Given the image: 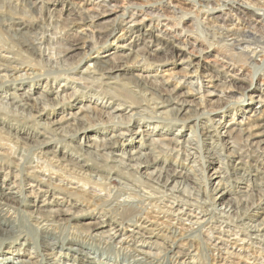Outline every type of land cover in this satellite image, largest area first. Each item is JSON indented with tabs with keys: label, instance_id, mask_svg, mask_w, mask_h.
Segmentation results:
<instances>
[{
	"label": "bare ground",
	"instance_id": "6f19581e",
	"mask_svg": "<svg viewBox=\"0 0 264 264\" xmlns=\"http://www.w3.org/2000/svg\"><path fill=\"white\" fill-rule=\"evenodd\" d=\"M58 1L0 0V50L11 55V58L0 55V60L6 63L0 62V89L5 93H0V150L4 144L15 149L19 143L26 142L23 144L33 152L30 158L32 162L24 160L26 163H23L21 159L17 162L7 161L18 172L15 179L24 175L27 180H31L25 189L22 185L25 178L18 181V186L13 184L6 187L13 176L12 171L4 173L6 171L0 168V244L14 238H17L14 239L16 244L21 246L29 243L26 235L22 238L20 233H15L18 227L17 214L23 213L38 236L43 235L42 243H39L41 246L35 243L37 249L40 246L52 253L56 248L62 250L64 244L43 239L69 229L66 231L67 236L76 237L77 240L80 239L78 237L97 239L103 244L112 245L111 250H121L128 257L125 264H161L162 259L169 258L172 261L174 257L179 258L176 264H189L180 260V257L190 256V252L185 253L184 250L195 249L196 257L202 258L204 254L199 252L201 247H206L202 251L208 255L209 264L264 263V218L254 221L250 215L251 205L260 200L258 194L264 196V124L251 123L243 128L245 122L263 114V106L257 107L251 115L241 117V122L237 124L234 119L228 123L214 121V117H220L219 110L228 105H238L245 97L264 104V81L259 85L252 81L247 89L248 94L216 84L211 87L212 91H204L205 86L198 80V75L192 77L196 82L187 81L191 77L190 73L197 72H190L189 69L182 77V86L191 92H186L180 98L170 95L166 86L171 84L169 79H172L173 74L165 80L158 75L131 73L133 70L144 72L141 70L148 63L149 55L142 56L143 49L157 46L158 50L167 54L176 51L186 53L184 49L188 40L186 38L187 41L182 42L178 37L183 32H189V25L183 23L181 31L172 29L180 26L182 17H176L175 24L170 29L169 25H165L164 30L157 24L160 20L154 18H158L164 6L163 0H154L145 10L140 4H132L130 9L133 8L134 12L126 9L114 17L115 6L109 0L95 3L92 12L84 8L78 14L79 21L71 23L81 29L79 40L76 34H69V30L73 29L69 28V24L53 36L50 24L57 25L59 20L49 17L47 25L44 19L38 20L39 11ZM89 1L94 4L93 0H87L86 3ZM171 1H184V5H192L204 14L205 23L198 20V16L191 12L193 10L183 12L172 6L174 14L180 12L181 15L189 16L191 26L196 23L198 31L203 29L199 31L203 40L190 42L192 47L201 42L209 47L213 41L217 45L222 43L225 59L244 65L250 62L252 78L257 70H261L264 76V14L260 17L250 9L264 11V0ZM218 7H225L227 12H221ZM139 13L150 17V20L145 21V18L138 16ZM92 26L96 29L91 30L90 39L86 30L82 29ZM121 28L127 35L134 34L143 49L133 51L130 41L127 43L128 54L90 56L93 52L97 53L100 47L102 49ZM93 37L99 43L92 44ZM54 39L59 40V44L64 41L70 46L46 55V50L50 51L51 48L42 46L52 44ZM227 39L230 41L228 45L225 43ZM76 50H83L80 59L73 64L63 61L64 57ZM254 61L259 64H254ZM34 68L41 69V74L33 72ZM51 71L56 72L53 77L48 74ZM228 73L230 81L237 80ZM40 76L46 79L42 92H34L30 87L25 89L22 82L30 79L33 84ZM61 77L65 78L62 89L58 88L55 92L51 88L47 89L50 79L56 82ZM242 81L246 82L244 79ZM180 84L174 85V94ZM233 92H237L240 98L232 96ZM50 94H54V97L48 99ZM78 95H81L79 105H70L71 99ZM197 95L201 106L192 110L190 106L194 98L191 97L196 98ZM205 95L213 97L207 99ZM64 104H67L66 109H59L61 117L51 120L48 116L55 115V107ZM33 111L36 114L33 115ZM51 111L53 113H49ZM153 118L160 121H154ZM20 119L30 124L27 130L22 127L24 124L20 123ZM138 121H143L148 129H142L143 125L138 126ZM191 122H194L193 126H190ZM177 125L180 126L175 130L176 134L170 135V129ZM92 126L99 129L95 132L99 140L91 137L87 138L89 144L70 146L69 140L75 138L74 134H83ZM185 127L188 128V135H179ZM233 133L242 139V147L236 146ZM137 136H140L139 144L133 148ZM56 142L78 156L53 151L52 145ZM118 149L120 154L114 158ZM169 153L177 154L176 160H184L181 163L174 162V169L167 171L160 164L159 157ZM5 155L0 152V162L7 158ZM240 166L243 173L239 175ZM210 168L213 169L212 174L221 175L211 194L207 191V181L211 178L207 172ZM111 188L116 190L112 196L111 191L108 192ZM235 190L237 195L244 193L245 199H225ZM201 192L205 193L204 199L198 197ZM218 193L217 197L212 196ZM64 194L76 198L87 197V204H93L96 210L99 207L100 213L90 218L85 211L75 205H66L64 198L57 196ZM229 201H233V204H229ZM172 221L184 223L188 228L178 231L172 226ZM75 225L83 228L79 234L73 230ZM193 225H197L195 230H191ZM212 233L217 234L213 235L216 237H211ZM197 234L200 237L205 235L206 238L197 239L194 236ZM19 238L24 242L17 243ZM38 238L40 240V236ZM157 239L163 240L167 246L157 243ZM232 241L233 246L241 244V249L228 246ZM71 243L65 250L75 254L72 264H105L91 256H85L84 262L76 259L77 254L84 252L73 248ZM8 254L13 253L8 251L1 255L3 264H34L28 260L10 259L6 256ZM32 258L36 256L28 259ZM249 260L253 262L249 263Z\"/></svg>",
	"mask_w": 264,
	"mask_h": 264
},
{
	"label": "rangeland",
	"instance_id": "374dc122",
	"mask_svg": "<svg viewBox=\"0 0 264 264\" xmlns=\"http://www.w3.org/2000/svg\"><path fill=\"white\" fill-rule=\"evenodd\" d=\"M93 1H94L93 2L94 4H92L91 1L86 3L87 0H59L56 3L46 5V9L43 10V11H39L38 14H37V17H38V20H41L40 18L44 19V23L46 25L48 23L46 20L49 17H52L54 19L56 18L55 19L56 21L59 20L60 24L57 23V22H56L57 25H53L52 23L50 24V27L53 28L52 29V35L53 36H55V34H58L61 30L63 31V28L65 29L66 25L69 24L68 25L69 28L73 27V29L72 30L70 29L69 30L70 33L69 32L68 33L69 34H74V35L76 34L78 36V40H79V37L81 38V36H82V35L80 36L81 29L80 28H75V26H73V24L71 25V23H76V21H79V15L78 14H80V11L82 9L85 8V9L89 10L90 12H92V9H94L95 3H99V2H101L103 0H93ZM109 1L112 2V5L115 6L114 9L116 11L114 14H112V17L123 13V10L130 9V5H132V4H140V5L143 6V10H145V9H147L146 7L148 6V4L154 2V0H109ZM163 1H164V6L162 7V10L158 13V15H159L158 18L157 17H154V18L160 20L159 21L160 23H157V24H159V28H162L164 30L165 29V25H169L170 27L168 26V28L170 29L175 24L174 23V19L176 17H179V15L182 17V20L180 22V26L172 28V29H176L177 31H181V27H182L183 23L185 24V26L187 24L189 25V26L187 25L188 26L187 29H188L189 32H183L181 34V36L178 37V39H181L182 42H184V41L186 42L188 40V42H186V43H188V45H187L186 49H184L186 51V53H183V52H180V51H176L174 54H167L165 51L158 50L157 46H152L151 48L145 49V50L148 51V53H146V51L143 49L142 44L140 43V41H137V38L134 36V34H130V35L128 34L127 35V33L125 31H123L122 28H121V30H118V32H116L114 38H110L108 40V43L102 47V49L104 47H105V49L102 50L101 47H100V49L97 50V53L93 52V54L90 55V56L91 57H93V56L95 57V56H102V55L103 56L104 55L105 56L106 55H116V54L118 55V54H121V53H123L124 55L128 54V50H127V48H128L127 45L128 44L127 43H129L131 41L130 46H131V49L133 51L136 52V50L140 48V49H143V52H144V54H141L142 56H144L146 54V56H144V57H147V55H149L147 57L148 63L143 66L142 69H144V70H141V71H144V72L133 70V71H131V73H133L134 75L138 73L137 75L140 74V75H143V76H146V75H155V76H157L158 75V76H161L162 78H165V80L167 78H170L168 75L173 74L172 79H169V81H171V84L166 86V88H167L168 94H170V95L173 94L174 96L179 97V98L183 94H185L186 92H191V90L189 91V89H187L185 86H182V83L184 81V79L182 77L184 76V74L189 72V69H191L190 72H192L193 70H197V72H196V74H194L193 72L190 73L191 77L187 78V81L193 80L194 82H196V80L192 79V77L195 76V75L196 76L198 75V77H199L198 80H200V82L205 86L204 91H207V90L212 91L213 89L211 87L216 84V86H222V85L228 86V87L230 86L235 91L237 90L238 93L242 92V91L243 92L245 91L247 93L249 91L247 89L249 88V85H250V83L252 81L254 82V84H258V85L262 82V80L264 81V76H263V74H261L262 72H260L261 70H257V72L254 73L255 77L252 78L253 69L251 68L250 62L245 63V65H244L242 63H236L235 61H230L229 58L225 59L224 56H223L224 55L223 53H224L225 50L221 49L222 43L220 45L219 44L217 45L215 43L216 41L215 42L213 41L212 42L213 43L212 46L209 47L206 44H201L202 43L201 42L199 44H196L195 47H192L190 45V42H193L195 40H198V41H200V40L202 41L203 40L201 38L203 35L201 33H199V31H203V29L200 28L199 31H198V26L196 25V23H195V25L191 26V24L188 22V18H190L189 16L187 17L185 15H181L182 13H180V12H178L177 14H174L173 11H172L173 7H177L176 9H178V11L180 9H182L183 12L184 11L185 12H189L190 10H193L191 12L194 15H197L198 16V20L199 21L201 20L200 22H203V23H205V20H203L204 19V16H203L204 14L202 12H199L197 9L193 8L194 6H192V5H188V6L184 5L182 3L184 1H182V0H181L182 2H179V3L175 2V1H171V0L170 1L169 0L168 1L167 0H163ZM244 6H247V5H244ZM219 9L223 13L227 12L225 7H220ZM250 9H251V11L253 13L259 15L260 17L261 16L263 17L264 11H257L256 9H253L251 7H250ZM130 10L132 12H134L133 8L130 9ZM49 12L52 15L49 14ZM138 16H141L142 18H145V21H149L150 20V17L145 16L142 13H139ZM69 18H70L71 22L69 20L67 21V19H69ZM42 22H43V20H42ZM177 22H179V21H177ZM195 26H197L196 27L197 29H195ZM93 28L94 27L92 26V27H88L87 29H82V30H86V34L89 36V34L91 33V30L93 31V30L96 29V28H94V29ZM53 36H51V37H53ZM89 37L91 39L92 35H90ZM82 38H85V37L83 36ZM186 38H187V40H186ZM46 39L49 40L50 37H46ZM56 39H54L55 41L52 40V44H50V45L49 44H44L42 46L43 48H47L48 46H50L49 48H51L50 51L46 50V52H45L46 55H48L50 52L51 53L58 52L59 48L62 51L61 48H65L66 46H70L69 43H66L64 41H61L60 44H59V42H57L59 40H56ZM75 39H77V38H75ZM86 39H88L90 41L89 38H85V40ZM80 42H82V41H80ZM92 42H91L92 44H97V42L99 43V40L97 38L93 37ZM229 42L230 41L228 39H227V41H225V43L227 45H228ZM101 44H103V43H101ZM181 44H183V43H181ZM123 46H125L126 48L124 47V49H121V47H123ZM135 52H132L131 54H134ZM0 55L4 56V57H7V58L10 56V58H11V55H9V53L7 54V53H5L4 51H1V50H0ZM82 55H83V50H76V51L70 52L68 54V56L64 57V60L63 59L62 60L67 62L68 64H73L78 59H80L82 57ZM166 59H168V60H166ZM257 61L260 62L259 59ZM257 61H254L253 63L254 64L258 63L259 64V62H257ZM0 62H2L1 64H6V63H4L1 60H0ZM160 64H162V65H160ZM34 69L35 70L33 72H36L38 75L41 74L40 73L41 69H39V68H34ZM185 69H187V70H185ZM30 72H32V71H30ZM227 72H229L228 74H230L232 76L234 75L237 80L230 81L231 78L229 77V75H227ZM55 73L56 72H52V71H51V73L48 72V74H50V76H52V77H53V74H55ZM1 74H3V73H1ZM242 78L244 80H246V82H243ZM64 79L61 77V79L60 78L57 79L56 82H53L54 79H50L49 80V87H47V89L51 88V90L54 91V92L57 91L58 88L62 89L64 87V85H65V83L63 82ZM28 80H25L24 82H22V83H24L25 89L30 87V89L34 90V92L35 91L36 92H42V90L45 87L44 83H46L45 76L38 77V79L34 80L33 84H31L30 79H28ZM158 80H161V79H158ZM177 83H181V84L179 85V90L174 94V92L172 90L177 85ZM255 86H257V85H254V87ZM1 90H2V88L0 89V91ZM237 92H233L234 95H232V96H234L235 98L238 99V98H240V95ZM0 93H3V91H1ZM88 94L89 93H87L86 95H88ZM2 95H5V93H3ZM33 97H35V96H33ZM47 97H48V99H51L52 97H54V94H50ZM80 97H81V95H78V96H75V98H72L71 99L72 103H70V105H77L79 103L78 100L80 99ZM205 97L207 99H211L213 96H206L205 95ZM191 98H194V99L191 100V101H193V103L191 104L192 106H190V108L192 110L199 109V107L201 106V104H200L201 102L199 101V95H197L196 98H195V96H192ZM231 100H230V102H231ZM241 101H242V99H241ZM68 102H70V101H68ZM66 105L67 104H64V105H61V106H56L55 110H54L55 115L52 114V115H50L48 117L51 120H58L61 117V111L59 109H61V108L66 109V107H67ZM262 106H263V108H262L263 114L258 116L257 118H255L253 120L247 121L248 124H246L247 122H245V125H244L243 128H245V126H247V125H249L251 123H254V124L263 123L264 124V104L255 101L254 98H252V100H249L247 97H245L243 99V101L240 102V104H238V105L237 104L236 105H228L225 109L223 108V109L219 110V112H220L219 116L220 117H216V118L214 117V121L218 120V121H220L222 123H228V122L232 121V119H234L233 120L234 123L236 122V124H237V123L241 122V117H243V116L247 117V116L251 115L253 111L258 109L257 107H262ZM240 110L242 112H239ZM128 111L129 110H127V112ZM26 112L28 113L29 110H27ZM221 112H223V113H221ZM233 112H236L235 113L236 115L232 116ZM49 113H53V111H51ZM32 114L33 115L36 114L35 111H33ZM153 119H154V121H160L158 118H153ZM149 120L150 119H148V121ZM25 122L26 121L23 122V120L20 119V123L24 124V126L22 125V127L25 128V130H27L30 124H27V122L25 124ZM205 122L206 121L204 120L203 123H205ZM11 123H14V122H11ZM94 124H96V123H94ZM136 124L138 126H141V125H143V121H138V122H136ZM193 124H194V122H191L190 126H193ZM143 126L144 127L142 129H148V127H146V124H144ZM179 126L180 125H177L174 129H170V135L171 134H176L175 130H177L179 128ZM199 126H202V123H199ZM92 127L93 128H90V130H86L85 133H83V134H78V135L74 134L75 138L72 139V140H69L70 146H75V145L78 146L80 144L81 145L89 144V143H87L88 140H89L87 138H91V137H95L96 139L99 140L100 138H99L98 134H95V132H97V130H99V129H97L96 126H92ZM133 128L135 129V127H133ZM188 133H189L188 128L185 127L179 133V135H181V134L188 135ZM232 135H233L232 137L235 139L236 146H238V148L242 147V143H241L242 139L238 138L237 133H233ZM128 137L129 136L127 135V138ZM139 139H140V136H137V139H134V145L133 146H135V147L132 146L133 148H137V146L139 144V141H138ZM31 141H29V143ZM23 143L25 144L26 142L19 143V147L15 148V149H12V147L10 148L7 144H4L5 145V146H3L4 148L0 150V152H2V153L4 152L6 154L5 157H7V158H5L4 160H2L0 162V168H2L3 172L6 171L4 173L12 171V175H13V176L10 177V180L6 184V187H8V188L10 186H12L13 184H15V186H18L20 180L25 178V176L22 175L21 178L18 177L19 179L16 178L17 179L16 180L15 176L18 174V172L7 161H15V162H17V161H19V159H21L23 163H26V162H29L32 159V157H33L32 156L33 152L31 153L32 150L28 149ZM29 143H27V144H29ZM71 144H74V145H71ZM8 149H10V150H8ZM143 149H145V148H141L140 150H143ZM52 150L53 151H58V153L59 152L60 153H62V152L68 153L67 155H69V154L70 155H74V156L76 155L75 152H73L71 150H69V151L65 150L64 146L61 143H57V142L53 143ZM15 151H16V153H15ZM17 151H19V152H17ZM227 153H229V151ZM118 154H120V149H118V151H116V154H114V156L118 155ZM9 155H11V156H9ZM61 155H63V154H60V156ZM170 155H171V157H170ZM76 156H78V155H76ZM116 157L117 156H115L114 158H116ZM176 158H177V154H175V153H171L170 154L169 153L168 155L159 157V160H160V164L165 166L164 169L167 170V171H170V170L174 169V166H173L174 162L181 163V161L184 160L183 158L182 159L180 158V159L176 160ZM32 161L33 160H31V162ZM40 165L41 164H39V166ZM198 165H201V164L198 163ZM7 169H9V170H7ZM212 173H213V169L210 168L209 171L207 172L208 177H211L210 181H207V191L209 192V194H211V191L215 189V186H216L215 182H217L220 179V177H221V175H219L218 173L217 174H212ZM239 173L240 174L243 173L242 169H241V166L239 167V170H238V174ZM251 174L252 173L250 172V175ZM246 178H248V176ZM29 182H31L30 179H28V180L26 179V180L22 181V185H24V189L28 187L27 184ZM15 190L17 191V188H15ZM114 191H116V190L112 189V188H111V190H108V192H110V196H112ZM235 193H236V190L233 191L232 194H230L227 197H225V199H227V198L236 199V200L245 199V197H243V195H242L244 193H242V194L240 193L238 195L235 194ZM204 194H205L204 192H201L198 197L200 199H204V196H205ZM219 194L220 193H218L216 195L213 194L212 196L213 197H217ZM57 196H59L61 198H64L65 203L67 202L66 205H75L78 209H81V211H83V212L85 211L87 213L86 215H88L90 218H92L93 216L95 217L98 213H100L99 207L96 210L93 204L92 205H91V203L89 205L87 204V203H89L88 200H87L88 199L87 197H84V196H80L79 197L78 196V198H76L77 196L76 197L75 196L69 197L66 194L57 195ZM258 196H259L260 200L258 199V197H257L258 200L255 198L257 201H254V199H253L255 204L251 205V209H250V211H251L250 215H251V217H252V219L254 221H260L261 218H264V210H263V208H264V196L262 194L261 195L258 194ZM83 197L85 199V202H84ZM220 202L221 201H218V203H220ZM228 203L229 204H233V201H229ZM250 204H252V203H250ZM154 215L157 216L158 214L154 213ZM14 216H15V214H14ZM16 219L18 221L16 223L18 227H17V231L15 230V233L16 232L18 234L20 233L19 235H21L22 238L27 236L26 238L29 240L28 241L29 243L24 245V246H21L19 244H16V241L14 239H17V238H14V239H9L8 241H5L3 244H0V264H3L1 262V261H3V256H1V255L4 252H8V251L12 252L13 254L12 255L8 254L6 256H8V258H10V259L13 258V260H17V259H19V260L22 259L24 261L28 260L30 263H34V264H37V263L38 264H45V262H48V263L51 262L50 264H72V261H74V258H75V254H73V253L70 254L69 252L67 253V251L65 250L66 247H69L68 245L71 242L75 243V244L71 243L73 245V248L79 249V250L84 252L83 254H77V258H76V259H79L82 262H84L83 259H85V256L86 257L87 256H91L93 258L96 257V259L98 258V259L102 260L105 264H125V263H127V258L128 257L126 258L127 255H125L124 252H122L121 250H111V248L113 249L112 245L110 246V244H108V245L107 244H103V242H100L97 239L91 240L89 238L78 237L80 239L77 240L76 237L73 238L72 236L71 237L67 236L68 232H66V231L67 230L69 231V229H66V230L64 229L61 232H56V234H51L48 238L43 239V240H46L48 242H51V239H53V243L57 242L60 245L64 244V245H62V246H64V248L62 250H60L59 248H56L53 253L51 251L44 250V249H42V247H40L41 244H39V243H42V236L43 235L39 234V236H40V240H39V238H38L39 236H38L37 232L35 231L32 223L27 219V217H25V215L23 213H18ZM14 220H15V218L13 219V222H15ZM183 224L184 223L178 224L177 222L172 221V226L174 228H176V230H178V231H179V229H187L188 228V225H186V224L183 225ZM9 226H11V224ZM73 228L72 229L74 231L76 230L75 231L76 234H79L78 232H81L83 230V228H81L78 225H75ZM196 228H197V225H193V227L191 226V230H195ZM213 235H217V234L212 233L211 237H216V236H213ZM194 236L197 239H199V238L202 239V237L204 239L206 238L205 235L200 237L197 234V235H194ZM66 238H68V239H66ZM163 239H165L164 236H163ZM68 241H70V242H68ZM23 242L24 241L21 240V238H19V240L17 241V243H23ZM37 242L40 245L38 247V249H37V244H35ZM157 243L162 244L165 247L167 246L164 243L163 240L161 241V240L157 239ZM231 243L232 244L228 243V246L231 245L233 248H236V250H239L242 247L241 244H239V243H237L235 246H233V241ZM15 245L17 247L13 248ZM205 248L206 247H201V250L199 251L202 254H204L202 258H198V256L196 257L197 251H195V249H189V251L188 250H184V252L185 253L190 252V256L189 257L188 256L180 257L181 258L180 260L181 261H186V263H189V264L192 263V261L194 262V264H202V263L209 264L210 260L208 258V255L205 254V252L202 251ZM229 248L228 249L231 250V247H229ZM246 248L247 247L245 246L244 249L246 250ZM159 249L161 250L162 247H160ZM15 250H18V251H15ZM246 251L248 252L249 249H247ZM49 254H50V256H49ZM169 255L171 257H173V254H171V253ZM32 256L33 257L36 256V258L28 259L29 257H32ZM178 260H179V258H175V257L173 258L172 261H171V259L166 258V259H164V261L162 259L161 264H171L172 262H173L172 264H176L178 262ZM249 261H248L249 263L253 262V261L251 262V260H249ZM5 264H13V263L10 262V263H5ZM260 264H264V263H262L260 261Z\"/></svg>",
	"mask_w": 264,
	"mask_h": 264
}]
</instances>
